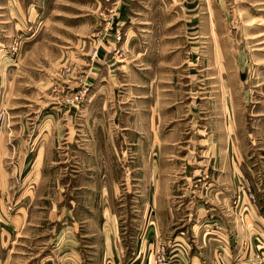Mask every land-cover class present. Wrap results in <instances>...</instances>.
Returning a JSON list of instances; mask_svg holds the SVG:
<instances>
[{
	"label": "rangeland",
	"instance_id": "obj_1",
	"mask_svg": "<svg viewBox=\"0 0 264 264\" xmlns=\"http://www.w3.org/2000/svg\"><path fill=\"white\" fill-rule=\"evenodd\" d=\"M158 39L168 41L163 54ZM148 83L152 98L136 87ZM174 99L196 109L203 124L212 119L221 145L229 135L245 160L239 193L252 219H264V0H0V187L8 190V213L26 193L29 219L42 220L44 239L74 227L78 247L96 240L110 213L127 251L151 244L152 264L162 248L180 264L149 227L141 230L146 196L132 193L130 164L108 162L147 154L144 143L127 148L116 127L130 120L131 107ZM103 152L107 164L99 162ZM100 186L110 194L104 220ZM47 203L82 206L60 212ZM138 234L139 245L130 244ZM253 257L249 264H259ZM63 260L72 263L67 254Z\"/></svg>",
	"mask_w": 264,
	"mask_h": 264
},
{
	"label": "crops",
	"instance_id": "obj_2",
	"mask_svg": "<svg viewBox=\"0 0 264 264\" xmlns=\"http://www.w3.org/2000/svg\"><path fill=\"white\" fill-rule=\"evenodd\" d=\"M167 43V40L158 39L156 52L165 53ZM163 57L166 55H161L159 61H164ZM151 85L136 87L142 91L147 89L144 98H152L156 91ZM183 99L169 103L157 101L158 106L143 111L131 107L127 115L130 120L116 124L126 137L127 148L138 149L144 143L147 149L146 155H137L128 161H119L118 158L108 161L114 165L129 163L127 178L132 181V193L139 198L146 196V202L141 199V230L149 227L150 235L156 236V243L170 246L173 259L180 264H249L256 260L254 255L259 264H264V219L260 216L252 219L251 204L245 191L242 195L239 193L241 185L247 183L245 170L240 168L245 160L236 156L228 134L222 137L225 140L221 145V135L208 127L213 120L203 124L202 116H198L200 121H197L196 109L185 108ZM196 113L200 115L202 110ZM140 116L146 117L143 125L139 123ZM229 119L228 115V124ZM81 143L84 147L86 144L90 146L89 139H83ZM100 157V163H108L104 152ZM84 170L79 173L84 174ZM140 185L143 186L138 189ZM98 190L104 220L110 211V194L106 186H100ZM74 191L92 196L91 191L80 187ZM6 192L8 190L0 187V264H44L45 260L48 264H62L65 254L72 259L71 264H127V260L135 262L140 257L143 263L139 264H152L149 250L152 245H148L143 253V249L135 250L136 254L127 251L123 245L128 242L124 241L123 233L110 213L109 222L105 219L96 240L85 241L78 247L73 236L74 227L72 233L71 228L63 227L50 240L44 239L42 220L29 219L30 205L26 193H20L19 198L14 199L9 214L7 201L3 198ZM236 192L242 196L239 204H236ZM41 204L36 203L34 207L39 208ZM73 206L77 209L82 204ZM55 209L60 212L76 210L75 207L66 209L62 204L51 203L50 210ZM88 210L91 211V207ZM138 238L139 234L130 244L139 245ZM46 241L48 243H44ZM144 243L146 241L142 246Z\"/></svg>",
	"mask_w": 264,
	"mask_h": 264
},
{
	"label": "built area",
	"instance_id": "obj_3",
	"mask_svg": "<svg viewBox=\"0 0 264 264\" xmlns=\"http://www.w3.org/2000/svg\"><path fill=\"white\" fill-rule=\"evenodd\" d=\"M154 264H176L166 255V249L162 248L154 258Z\"/></svg>",
	"mask_w": 264,
	"mask_h": 264
}]
</instances>
